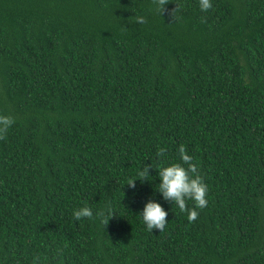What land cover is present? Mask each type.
I'll return each mask as SVG.
<instances>
[{
	"label": "trees",
	"instance_id": "16d2710c",
	"mask_svg": "<svg viewBox=\"0 0 264 264\" xmlns=\"http://www.w3.org/2000/svg\"><path fill=\"white\" fill-rule=\"evenodd\" d=\"M211 2L0 0V264H264V0ZM180 145L193 223L157 191Z\"/></svg>",
	"mask_w": 264,
	"mask_h": 264
},
{
	"label": "clouds",
	"instance_id": "9594fccd",
	"mask_svg": "<svg viewBox=\"0 0 264 264\" xmlns=\"http://www.w3.org/2000/svg\"><path fill=\"white\" fill-rule=\"evenodd\" d=\"M153 2L156 5V11L162 15L165 11V5L169 3V0H153ZM199 6L204 12H207L213 7L211 0H199ZM177 9L178 6L171 13L174 19L176 18L175 12ZM135 22L142 24L145 20L143 17H137ZM14 123L15 119L13 116L0 114V139L5 137L7 130ZM178 151L180 162H174L158 169L160 183L157 191L162 194L164 200L173 202L181 212H186L189 223H193L199 216L197 209H203L208 204V186L204 182V178L200 175L197 164L193 162V157L187 153L185 146L180 145ZM165 152V148H159L157 155L163 157ZM150 168H153L151 164H144L142 170L138 173L137 179L142 181L148 179ZM137 179L129 180L127 184L134 188ZM188 200L194 202L192 208H188ZM140 214L148 231L153 232L156 229L161 232L165 229L168 222V212L159 202L150 199ZM95 215L101 218V222L106 227L109 219L115 213L109 204L105 209L98 211ZM73 216L75 220L79 221L82 218L92 219L94 213L92 208L85 204L74 210Z\"/></svg>",
	"mask_w": 264,
	"mask_h": 264
}]
</instances>
